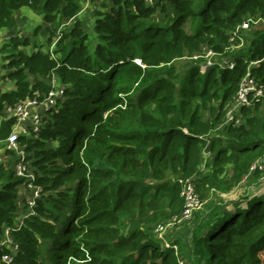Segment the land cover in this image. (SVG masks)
Returning <instances> with one entry per match:
<instances>
[{
  "label": "trees",
  "instance_id": "16d2710c",
  "mask_svg": "<svg viewBox=\"0 0 264 264\" xmlns=\"http://www.w3.org/2000/svg\"><path fill=\"white\" fill-rule=\"evenodd\" d=\"M100 1L90 39L79 16L95 0H0V37L7 30L13 48L31 45L15 30L21 8L42 16L46 42L73 22L52 50L40 43L0 61V86L14 88H0L1 113L44 100L53 80L64 88L39 131L28 123L19 135L34 180L16 175L14 150L0 162V264L4 255L10 264H264V172L243 181L264 155V101H236L247 73L264 83V0ZM244 22L249 43L234 67L214 62L201 73L208 52L223 54ZM188 58L179 72L176 61ZM15 122L0 125V150ZM186 180L202 204L216 191L247 190L175 223L167 240L195 222L189 238L168 244L155 230L183 216ZM30 182L39 195L22 215L19 191ZM44 241L52 246L43 253Z\"/></svg>",
  "mask_w": 264,
  "mask_h": 264
},
{
  "label": "built area",
  "instance_id": "2783aa9c",
  "mask_svg": "<svg viewBox=\"0 0 264 264\" xmlns=\"http://www.w3.org/2000/svg\"><path fill=\"white\" fill-rule=\"evenodd\" d=\"M84 3L86 6L89 5L90 0H79ZM147 2H153V0H146ZM250 26L249 22H244L241 27L237 29L235 32V38L239 36V32L242 29H248ZM213 55L212 52L209 53V56ZM208 61L204 66H202L201 71L205 72L210 66L214 64L213 60L210 58L207 59ZM64 92V88L57 85L56 80H53L51 83V90L49 91L48 95L45 97L44 100L39 101L38 98L34 99H27L21 104H18L14 107H9V118L15 119V124L18 126V129H14L11 134L8 136L7 142V149L14 150L17 152L19 150L18 139H19V131H23L26 133L27 128L24 124H28L31 126L33 132H38L41 123L43 114L39 111L41 107L45 108V111H49L56 103V98L60 97ZM254 99H261L264 101V83L257 82L249 73H247L240 82L239 89L236 93V101L237 105L239 106H251ZM234 110H229L227 115V122H236L239 123V119L235 120ZM27 163L25 162V158L23 157L21 162L16 165L15 172L16 175L19 177H26L30 178L31 181L34 180L32 174H28V167ZM264 172V155L259 157L249 169L248 174L244 177V182L249 180V177L254 172ZM32 186V182L29 183ZM39 190L35 191L34 197H38ZM183 195L185 196L186 208L182 217L173 219L170 222L159 224L156 227L155 232L164 239V234L171 229L175 223H179L182 220L191 219L193 216L194 211H197L202 205L201 199L196 194L194 190L193 183L184 184V192ZM29 206L32 208L35 205L34 198L29 200ZM176 248V247H175ZM2 261L5 264H10L12 258L9 255H4L2 257Z\"/></svg>",
  "mask_w": 264,
  "mask_h": 264
},
{
  "label": "rangeland",
  "instance_id": "374dc122",
  "mask_svg": "<svg viewBox=\"0 0 264 264\" xmlns=\"http://www.w3.org/2000/svg\"><path fill=\"white\" fill-rule=\"evenodd\" d=\"M101 4L102 3H101L100 0H95L94 4H92V3L90 4V7L85 12V15L79 16L80 20L84 24V30L89 33V38L90 39L92 38V35H90V33L92 34L93 25H94V22H95V20L97 18V13L99 11H101V8H102ZM151 4H153V3L148 1V5H151ZM157 17L163 18L164 16L160 15L158 13ZM39 19L40 18H38L36 21H38ZM19 21H20L21 25H23V24L25 25L27 23V20L25 18H20L19 17ZM261 22H264V21L258 20V23H261ZM72 25H73V22H67L64 25H62L58 29L57 33L55 34V37H53L54 41H52V43L51 42H46V40H48L49 33L46 30L47 26L43 22V19L37 25L33 26L32 24H29V28L32 27V26L33 27L30 29V31L28 33H23L22 34V31H24L25 29L23 28V26H20L21 27L20 28V33L22 35L20 36L19 33H18L19 38H24L25 37V40L28 39V42L30 41L32 47H31V45H29L30 47L25 48L24 45H18L17 48H12L13 46L10 44V38H8V40H7V37H6L5 40H3L5 42H3L1 44V45H3L1 51H2V53H5V55L3 57V62L5 61L7 63V62L10 61L11 58H17V54L19 52H21V50H23V52L29 53L33 49L34 45H36V47H37V46H39L40 43L44 44V49L43 50H45V51H48V49L55 48V46L57 45V42L60 39H62V37H63L59 33V31H62L66 27H70ZM38 27H40L41 29H40L38 35L34 36L33 32ZM245 31L246 30H241L239 32V36L236 37L234 40H231V43L228 45V47L226 48V51L223 52V54H214L212 56L214 61L217 64H219L221 66H227V65L231 66V64L233 65V62H234V59H235V56L237 55V53L240 50H242L244 47H248L249 35L244 33ZM208 50L209 49L207 47H204L203 48V53L207 54ZM209 57H211V56H209ZM209 57H206V58H209ZM192 63H193V61L191 59H189V58L176 61V65H177V68H178L179 72H183L186 68L190 67L192 65ZM253 64L254 63L250 64V66H252ZM57 85H59V84H57ZM0 88L2 89V91H10V90L14 89L13 86L11 84H9L8 82L2 83ZM228 113H229V109H228L227 115H228ZM225 119L227 120V116L225 117ZM221 129H222L221 127L217 128L216 131L212 135H215V133L219 132ZM208 146H206V148L204 150L209 148ZM1 152H3V153L6 152L7 153L6 146H4L2 148V151H0V153ZM0 161L3 162V160H1V159H0ZM185 182H186V184L192 183V182H190V180H188V181L186 180ZM24 187L21 188V190H20L22 192V200H24L22 202L23 206L27 204L28 200L30 199L29 198L30 195H32V197L34 196V192H32L30 188H33L34 191H35V187L33 185L30 188H29L28 185H26ZM66 187L67 186H65L64 188H66ZM209 188H210L209 186H205V187L201 188V189H203L202 190V194H203L205 199H208L211 196ZM211 190H213V189H211ZM246 190H247V187L244 184L242 186L233 187L232 190L227 191V192H217L216 191L212 195V198L209 201H207L205 204H209L210 201H213V200L214 201L216 200L219 203H223L225 201L237 200L242 194H244L246 192ZM260 193L261 194L264 193V186L260 190H258L257 194H260ZM27 198H29V199H27ZM205 204L203 203L202 205H200L201 207L198 209V211L201 210L204 207ZM20 213L23 215L25 213V210H22ZM170 224H171V222H170ZM194 224H195V222L193 221L189 225L188 224H184V226H180V227H178L179 225L176 226V228L177 227L178 228L173 231V234H172V236L170 238L173 239V237H175L174 240L181 239V240L185 241L187 238H189L191 236V229H192V226ZM159 238L163 239V237L161 238L160 236H159ZM170 238L168 237V240H170V241H168L166 236H165L164 241H166L169 244V242H171ZM51 246H52V244L50 242L44 241L40 245V251L44 253L45 251H48L51 248ZM42 257L47 259L44 255H42ZM262 260L264 261V256H263Z\"/></svg>",
  "mask_w": 264,
  "mask_h": 264
},
{
  "label": "crops",
  "instance_id": "0c3cea01",
  "mask_svg": "<svg viewBox=\"0 0 264 264\" xmlns=\"http://www.w3.org/2000/svg\"><path fill=\"white\" fill-rule=\"evenodd\" d=\"M21 15V16H20ZM19 17L20 18H25L26 20H27V23L24 25H21L20 24V21H19ZM38 18H40L38 21H36ZM14 20H15V23H16V25H15V30H19V35L21 36L23 33H28L29 31H30V29L34 26V25H37V24H39L40 23V21H42V17L40 16V15H38V14H36L34 11H32L30 8H27V7H25V8H21L18 12H16L15 13V15H14ZM36 21V22H35ZM29 24H32L33 26L32 27H30L29 28ZM20 26H23V28L25 29L24 31H22V34L20 33ZM18 35V34H17ZM7 37V40H8V38H11V35H9V33L7 32V30H4V31H2V34H1V37H0V45L3 43V42H5V41H3V40H5V38ZM5 45V44H4ZM2 47H3V45H1L0 46V61L2 62L3 61V57H4V55H5V53H2V51H1V49H2ZM28 47H30V46H28ZM31 47H32V45H31ZM13 48V47H12ZM25 48H27V47H25ZM52 50V49H51ZM22 51V50H21ZM23 52V51H22ZM27 53V52H26ZM8 54V53H7ZM56 83L58 84V81L56 80ZM39 111L42 113V114H44L45 115V113L47 112V111H45V108L44 107H41L40 109H39ZM8 119H10L9 118V107H7L2 113L0 112V125L1 124H3L4 122H6ZM25 125V124H24ZM18 126H16V124H14V126H13V130L14 129H18L17 128ZM12 130V131H13ZM23 133V131H19V134L21 135ZM8 150V149H7ZM0 151H2V149L0 150ZM10 151V150H9ZM3 152H1L0 153V159L1 160H3V162L4 163H9L8 161H10V159L12 158L11 156H10V154L9 153H3ZM15 153V152H14ZM11 157V158H10ZM24 157V155L22 154V153H20V152H17L16 153V159H18V161H16L15 162V168H16V165L19 163V162H21V160H22V158ZM25 158V157H24ZM0 162H2V161H0ZM25 162H26V158H25ZM29 186V188L31 187L30 185H28ZM24 187V186H23ZM22 187V188H23ZM25 188V187H24ZM31 189V191L32 192H34V194H35V191H34V189L33 188H30ZM21 190V189H20ZM30 200L33 198L32 197V195H30ZM29 198H27V199H29ZM24 200H22V192L21 191H19V207H20V212L23 210V208H24V206H23V204H22V202H23ZM28 202H29V200H28Z\"/></svg>",
  "mask_w": 264,
  "mask_h": 264
},
{
  "label": "clouds",
  "instance_id": "9594fccd",
  "mask_svg": "<svg viewBox=\"0 0 264 264\" xmlns=\"http://www.w3.org/2000/svg\"><path fill=\"white\" fill-rule=\"evenodd\" d=\"M59 33L61 34V31H59ZM233 40H234V39H233ZM208 53H211V52H208ZM206 57H209V54L206 55ZM209 58H210V57H209ZM207 59H208V58H207ZM211 59H212V58H211ZM212 60H213V59H212ZM213 62H215V61L213 60ZM136 63L140 64V61L137 60ZM251 64H252V63H251ZM204 65H205V64H204ZM204 65H203V66H204ZM227 67H229V68L232 69V68L234 67V63H233V65L231 64V66L227 65ZM201 68H202V67H201ZM206 71H207V69H206ZM206 71H205V72H202L201 69H200V72H201V73H206ZM242 79H243V78H242Z\"/></svg>",
  "mask_w": 264,
  "mask_h": 264
}]
</instances>
